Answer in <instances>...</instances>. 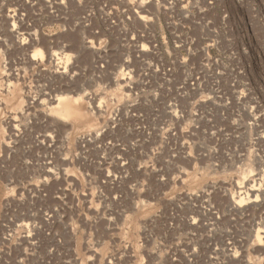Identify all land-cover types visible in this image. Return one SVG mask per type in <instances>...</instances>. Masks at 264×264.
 I'll return each instance as SVG.
<instances>
[{
  "label": "rangeland",
  "instance_id": "1",
  "mask_svg": "<svg viewBox=\"0 0 264 264\" xmlns=\"http://www.w3.org/2000/svg\"><path fill=\"white\" fill-rule=\"evenodd\" d=\"M262 135L264 0H0V264H264Z\"/></svg>",
  "mask_w": 264,
  "mask_h": 264
},
{
  "label": "bare ground",
  "instance_id": "2",
  "mask_svg": "<svg viewBox=\"0 0 264 264\" xmlns=\"http://www.w3.org/2000/svg\"><path fill=\"white\" fill-rule=\"evenodd\" d=\"M139 18L143 19L144 16L139 15ZM11 31H13V29ZM16 35H17V33H16ZM23 39L24 38L19 37L18 42L22 43ZM86 43L83 40L81 42L80 46L83 48ZM51 57H49V58H51ZM53 71L55 73H61L62 74L65 71V66H61L56 62L54 65ZM10 73L8 72L7 75H9ZM115 82L118 83V80L115 79ZM54 100H56L57 104H58L56 106V108H52V107L47 108V106L44 107L45 112L47 114H49V116L52 115L54 120H56L57 122L61 121V123L63 122V124H67V125L69 124V122H72V123L74 122V124L75 123L77 124L80 121H82L84 116H83V113L81 110L80 103L78 102L77 98H74L72 100L61 98V97H55L54 99H49V101H54ZM101 108L102 107L99 104H97L96 107L94 109L93 108L92 109H93V112L99 113L100 111H102ZM25 109H22V110H25ZM10 126L15 127L16 125H14L12 123ZM262 136L264 137V135H262ZM244 169L245 170L242 172L244 174L246 171H249L248 168H244ZM263 173L260 174V172L256 171L250 177H245V179L238 181L235 185V187L237 189L236 194L232 195L227 200L226 207L230 210L241 211L243 209L244 203H246L248 201L249 202L254 201L259 195H261L263 193V189H261V186H260L261 183L260 182L263 180ZM263 236H264V226L258 227L256 237L258 238V240H261V238H263ZM222 250L228 251L229 254H232V252H234V249L227 247L226 244L223 245Z\"/></svg>",
  "mask_w": 264,
  "mask_h": 264
}]
</instances>
